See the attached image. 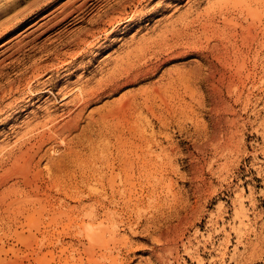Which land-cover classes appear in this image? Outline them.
Masks as SVG:
<instances>
[{"label": "rangeland", "instance_id": "obj_1", "mask_svg": "<svg viewBox=\"0 0 264 264\" xmlns=\"http://www.w3.org/2000/svg\"><path fill=\"white\" fill-rule=\"evenodd\" d=\"M0 85V264H264V0H0Z\"/></svg>", "mask_w": 264, "mask_h": 264}, {"label": "bare ground", "instance_id": "obj_2", "mask_svg": "<svg viewBox=\"0 0 264 264\" xmlns=\"http://www.w3.org/2000/svg\"><path fill=\"white\" fill-rule=\"evenodd\" d=\"M11 1H12V0H11ZM15 1H16V0H15ZM35 3H36V2H35ZM27 4H28V3H27ZM27 4H26V5H27ZM34 6H35V5H34ZM15 9H16V8H15ZM18 13H19V12H18ZM14 15H15V14H14ZM14 15H13V16H14ZM14 19H15V18H14ZM33 22H34V21H33ZM10 26H11V25H10ZM1 27H2V26H1ZM7 40H8V39H7ZM19 46H20V45H19ZM7 56H8V55H7ZM12 57H13V56H12ZM37 61H38V60H37ZM3 65H4V64H3ZM31 66H32V65H31ZM36 66H37V65H36ZM4 67H5V66H4ZM2 69H3V66H2ZM33 70H34V69H33ZM33 70H32V71H33ZM17 81H18V80H17ZM8 82H9V81H8ZM11 82H13V81H11ZM3 83H4V82H3ZM17 84H18V83H17ZM3 85H4V84H3ZM0 86H1V85H0ZM1 87H2V86H1ZM6 87H7V86H6ZM8 87H9V86H8ZM112 87H113V86H112ZM116 87H117V86H116ZM2 88H3V87H2ZM4 88H5V87H4ZM2 90H3V89H2ZM6 91H7V88H6ZM1 92H3V91H1ZM8 92H9V91H8ZM10 92H11V91H10ZM10 92H9V93H10ZM4 93H5V92H4ZM11 93H12V92H11ZM82 94H84V92H82ZM4 95H5V94H4ZM6 95H8V94H6ZM8 96H9V95H8ZM0 97H1V96H0ZM75 99H76V98H75ZM85 102H86V101H85ZM73 104H74V103H73ZM8 105H9V104H8ZM56 133H57V130H56ZM26 136H27V135H26ZM27 141H28V140H27ZM44 142H45V141H44ZM23 143H25V142L23 141ZM35 145H36V144H35ZM37 146H38V145H37ZM37 146H36V147H37ZM18 149H19V148H18ZM9 150H10V149H9ZM35 150H37V149H35ZM24 152H25V151H24ZM33 152H34V151H33ZM19 154H20V153H19ZM24 154H25V153H24ZM33 154H34V153H33ZM34 155H35V154H34ZM21 157H22V156H21ZM29 157H30V156H29ZM21 182H22V181H21Z\"/></svg>", "mask_w": 264, "mask_h": 264}]
</instances>
